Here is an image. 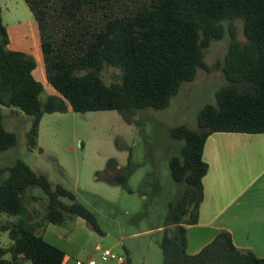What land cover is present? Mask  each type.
Listing matches in <instances>:
<instances>
[{"label":"trees","instance_id":"obj_1","mask_svg":"<svg viewBox=\"0 0 264 264\" xmlns=\"http://www.w3.org/2000/svg\"><path fill=\"white\" fill-rule=\"evenodd\" d=\"M24 1L37 22L46 81L57 95L40 98L43 86L32 75L36 60L8 48L0 8V153L17 144L16 135L4 126L1 107L31 117L26 133L30 149L36 147L42 117L68 110L116 111L142 135L136 116L147 109H166L183 85L193 82L199 71L209 70L206 53L228 35L218 65L225 84L215 93V104L201 108L193 128L169 131L171 144L180 143L167 164L181 194L167 203L159 241L161 264H264V258L237 249L228 232L188 255L185 229L197 222L203 200L206 139L216 132L264 134V0H152L134 15L109 19L88 43L85 34L69 27L108 0ZM236 21L242 25V40L236 35ZM108 68L118 74L106 83L102 72ZM126 167L125 176L135 169L130 152ZM113 171L124 170L109 159L103 173ZM99 173L95 177L101 180ZM118 184L130 192L124 180ZM33 188L42 195L31 193ZM76 217L103 234L95 214L70 189L52 187L19 159L0 167V235L8 240L5 246L0 241V264H63L64 252L48 244L42 232L49 223L64 226ZM125 264H130L128 257Z\"/></svg>","mask_w":264,"mask_h":264},{"label":"rangeland","instance_id":"obj_2","mask_svg":"<svg viewBox=\"0 0 264 264\" xmlns=\"http://www.w3.org/2000/svg\"><path fill=\"white\" fill-rule=\"evenodd\" d=\"M151 1L108 0L100 3L99 9L82 14L80 24L74 23L69 28L85 34V43H88L109 19L134 15ZM0 8L9 37L8 48L36 60L33 77L43 86L40 98L56 96V91L46 81L39 30L30 8L24 0H0ZM233 25L237 37L242 40L241 22ZM228 39L225 35L211 44L204 59L209 70L199 71L193 82L183 85L166 109H147L136 116L141 122L142 135L135 126L123 122L116 111L80 113L68 110L43 116L36 147L30 149L26 133L31 117L20 111L15 115L10 111L13 108L1 107L4 126L16 135L17 144L0 153V167L19 159L34 172L44 175L52 187L62 185L70 189L78 201L95 214L100 227L112 232L110 239L117 237L120 227L147 232L143 238L153 245L140 253L138 260L146 257L148 264H160L162 232L158 229L163 226L167 203L181 194V186L170 177L167 164L168 158L177 153L180 143L171 144L169 131L178 126L193 128L201 108L215 104V93L225 84L218 65L226 52ZM117 74V70L108 68L102 72V78L109 83ZM129 152L135 169L125 176ZM109 159H115L124 171H113L111 175L103 173ZM96 172H100L101 180L96 179ZM121 180L130 192L118 184ZM31 193L42 195L39 188L31 189ZM0 241L3 246L8 244L5 234L0 235ZM116 253L124 254L123 248L117 247L113 255Z\"/></svg>","mask_w":264,"mask_h":264},{"label":"crops","instance_id":"obj_3","mask_svg":"<svg viewBox=\"0 0 264 264\" xmlns=\"http://www.w3.org/2000/svg\"><path fill=\"white\" fill-rule=\"evenodd\" d=\"M202 159L207 166L202 179L203 200L197 222L185 225L187 254H198L218 233L228 232L237 249L264 258V134L213 133L205 141ZM99 228L103 234L98 236L84 219L76 217L64 226L47 224L42 235L48 244L64 252L63 264H125L127 257L130 264H148L146 257L138 260V255L153 245L143 238L147 232L120 227L117 237L110 239L112 232ZM119 246L124 254L113 255ZM105 250L112 255L102 259Z\"/></svg>","mask_w":264,"mask_h":264},{"label":"built area","instance_id":"obj_4","mask_svg":"<svg viewBox=\"0 0 264 264\" xmlns=\"http://www.w3.org/2000/svg\"><path fill=\"white\" fill-rule=\"evenodd\" d=\"M111 252L109 250H105L102 252V259H107L109 257H111Z\"/></svg>","mask_w":264,"mask_h":264}]
</instances>
